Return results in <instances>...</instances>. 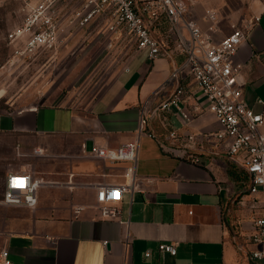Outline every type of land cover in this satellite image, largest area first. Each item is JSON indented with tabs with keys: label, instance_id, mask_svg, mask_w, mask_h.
<instances>
[{
	"label": "crops",
	"instance_id": "0c3cea01",
	"mask_svg": "<svg viewBox=\"0 0 264 264\" xmlns=\"http://www.w3.org/2000/svg\"><path fill=\"white\" fill-rule=\"evenodd\" d=\"M185 1L203 29L209 24L207 10L217 12L216 42L232 24L245 28L246 39L234 56L241 64L238 84L245 101L264 115V0ZM149 23L152 33L174 48L167 17ZM184 34L189 36L186 29ZM185 57L175 49L150 60L147 50L136 45L127 68L88 114L62 104L0 109L4 188L11 172H27L42 182L33 207L0 202L5 207L0 210V264L3 250L12 264H251L263 194L251 191L242 162L215 138L198 142L199 163L166 151L157 139L167 137L158 120L149 123L158 137L137 131L142 106L158 108L185 76V71L178 78L172 75ZM188 85L204 108L194 112L187 129L217 130L220 124L205 108L199 88L193 81ZM172 118L183 131L178 118ZM132 139L139 141L136 187L117 203L120 218H105L97 186L128 181L130 163L98 157L95 149ZM162 242L175 243L176 254L161 252Z\"/></svg>",
	"mask_w": 264,
	"mask_h": 264
},
{
	"label": "built area",
	"instance_id": "2783aa9c",
	"mask_svg": "<svg viewBox=\"0 0 264 264\" xmlns=\"http://www.w3.org/2000/svg\"><path fill=\"white\" fill-rule=\"evenodd\" d=\"M21 1L22 21L9 32L8 37L11 41L22 43L23 50L28 53L55 47L66 26L82 28L104 19L111 31L130 33L137 47L147 50L150 60L170 55L175 49L185 53L184 62L176 66L172 73L178 78L180 72L185 71V76L158 108L151 110L146 105L142 106L138 134L158 137L149 129L150 121L158 120L167 132L166 138H157L162 148L177 152L193 163L201 161L196 152L199 141L215 138L226 145L228 155L242 162L250 174L251 191H261L263 194V211L254 220L252 236L257 248L251 251L250 258L251 264H264V115L255 111L243 98L238 84L241 64L234 61L238 47L246 39L245 28L232 24L231 31L216 42L212 33L218 29L217 12L207 10L209 24L207 29H203L191 17L185 0H67L66 4L64 0ZM163 14L170 21L167 37L168 40L173 39L174 48L168 45V41L155 36L149 26V20L157 21ZM184 29L189 33L188 37ZM191 81L205 98V108L218 120L220 127L217 130L195 133L187 129L195 116L194 112L204 108L190 90L188 83ZM174 115L185 127L183 131L175 126ZM138 152V139L126 141L115 148L95 149L94 154L98 157L130 163L126 170L128 181L97 186L96 198L103 217L120 218L121 210L117 203L122 200L125 191L136 187ZM5 181L1 203L29 207L37 204V190L42 183L39 178L27 172H11ZM80 209L77 207L76 212ZM159 249L171 254L177 251L173 242H162ZM150 254L149 250L145 253L146 256ZM1 255L2 264H12L6 250Z\"/></svg>",
	"mask_w": 264,
	"mask_h": 264
},
{
	"label": "rangeland",
	"instance_id": "374dc122",
	"mask_svg": "<svg viewBox=\"0 0 264 264\" xmlns=\"http://www.w3.org/2000/svg\"><path fill=\"white\" fill-rule=\"evenodd\" d=\"M22 17L21 0H0V109L43 104L69 105L80 114L97 109L104 91L127 68L137 45L134 37L96 20L82 28L66 26L55 47L28 53L8 37ZM1 170L0 165V198L5 189Z\"/></svg>",
	"mask_w": 264,
	"mask_h": 264
}]
</instances>
